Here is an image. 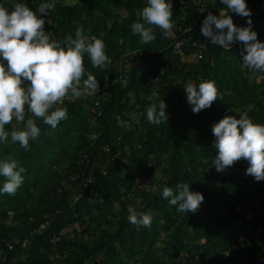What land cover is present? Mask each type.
<instances>
[{"label":"trees","instance_id":"1","mask_svg":"<svg viewBox=\"0 0 264 264\" xmlns=\"http://www.w3.org/2000/svg\"><path fill=\"white\" fill-rule=\"evenodd\" d=\"M0 2L10 7L13 0ZM40 2L27 0L34 10ZM145 3L58 0L45 17V30L57 39L81 25L103 39L111 63L93 67L85 53V78L92 73L100 92L64 103L68 117L54 129L37 118L41 135L28 150L10 137L0 144V159L12 156L26 168L15 194L0 193V264H264V180L246 173L244 158L224 171L212 163L213 122L246 111L264 123V73L242 65L239 41L229 49L209 45L194 62L183 60L195 52L192 46L183 55L173 53L176 39H201L208 12L227 10L221 0H172V33L153 26L156 38L148 44L131 31ZM246 3L264 41V0ZM230 15L235 24H247L248 18ZM190 79L215 81L218 98L211 107L192 110L184 89ZM160 97L168 119L149 123L146 108ZM97 99L101 114L90 110ZM129 112L138 116L137 124ZM14 123L6 127L19 126ZM156 172V191H141L140 203L133 202L154 213L151 227L138 229L128 221L127 207L139 175ZM183 182L204 196L196 212H179L162 196L165 185ZM241 235L250 243H239Z\"/></svg>","mask_w":264,"mask_h":264},{"label":"clouds","instance_id":"2","mask_svg":"<svg viewBox=\"0 0 264 264\" xmlns=\"http://www.w3.org/2000/svg\"><path fill=\"white\" fill-rule=\"evenodd\" d=\"M58 0H41L34 10L27 0H13L9 7L0 2V144L11 138L25 150L30 140L41 135L37 123L40 118L51 128L67 119L68 108L64 98H79L98 92L99 81L84 65V54L93 67L106 68L110 58L105 51L103 39L89 36L84 27L78 26L74 35L63 40L45 30V17L56 8ZM226 6L219 15L208 12L201 24V33L210 38L213 45L229 49L234 42H241L242 65L254 72L264 73V41L252 27L251 10L246 0H221ZM248 18L247 24L239 26L230 13ZM141 19L134 20L131 31L143 44L153 41L158 26L164 35L174 28L172 0H146L139 12ZM187 101L194 112L211 107L218 98L214 80H201L198 84L184 85ZM164 99L146 108L149 123L161 124L168 119ZM30 114V115H29ZM15 121L18 127L6 126ZM213 143L217 154L212 161L217 171L241 158L246 159V173L257 181L264 180V123L253 120L246 111L239 116L224 115L212 124ZM26 168L12 157L0 159V193L15 194L24 182ZM163 198L177 206L182 213L196 212L204 200L199 191L190 189L189 183H178L175 188L165 185ZM140 201L137 200V204ZM128 221L137 228L151 227L153 211L127 207Z\"/></svg>","mask_w":264,"mask_h":264},{"label":"built area","instance_id":"3","mask_svg":"<svg viewBox=\"0 0 264 264\" xmlns=\"http://www.w3.org/2000/svg\"><path fill=\"white\" fill-rule=\"evenodd\" d=\"M235 43H236V42H234L233 44H235ZM233 44H232V46H233ZM172 45H173V46H172L173 53H174V54H180V55H183V52H184V51H183V48H184L185 46H192V47L195 48V52L193 53L194 57H195L196 59H201V58L203 57V52L208 48L209 45H213V44H211V42H210V38H208V37H206V36H204V35L202 34V37H201V39H199V40L194 41V39L192 38V36H185V37H183V38L176 39ZM225 49H226V48H225ZM122 71H123V74H124V73H127V71H128V70H127V67H124V68L122 69ZM150 80H151V81H156V78H154V79L151 78ZM99 92H100V89H99L98 92H96L95 94H97V93H99ZM95 94H94V95H95ZM94 95H91V96H89V95H84L82 99H86V98H88V97H93ZM82 99H80V100H82ZM75 100H77V99H69L68 97H65L63 103L73 102V101H75ZM90 110H91L92 112H96L97 114H101L102 110H101V106H100V104H99V102H98V99L95 100L93 106H90ZM91 174H92L91 171H89L88 176L85 178V181L83 182V187H87L88 184L90 183ZM263 211H264V208H263ZM41 227H43V226H41ZM238 242H239V243H242V242L250 243V242H249V239L247 238L246 235H241V236L239 237V239H238ZM10 248H11V247H10Z\"/></svg>","mask_w":264,"mask_h":264},{"label":"rangeland","instance_id":"4","mask_svg":"<svg viewBox=\"0 0 264 264\" xmlns=\"http://www.w3.org/2000/svg\"><path fill=\"white\" fill-rule=\"evenodd\" d=\"M74 2H75V0H65V3H69V4L70 3H74ZM121 14L124 16V15H126V12L125 11H121ZM194 59H195L194 55H189L188 57L187 56L183 57V60L186 61V62H194L195 61ZM175 78H177V80L179 79L178 77H175ZM189 82L193 83V81L191 79L189 80ZM82 98H83V96H81L79 98H75V99L79 100V99H82ZM128 115L131 118V124H137L138 123V116L134 112H129ZM15 124L16 123H14V125ZM160 178H161V173L160 172L154 173L150 178L145 177L143 175H139L138 180H137L136 193L131 195V198L133 197L132 198L133 201L129 202V205L133 206V202L135 200H136V202H137V200H139L138 199L139 197H137L138 196L137 194L139 192H141V191L155 192L156 188H157V186L159 184V179ZM67 236H68V239H72L74 237L72 229H68Z\"/></svg>","mask_w":264,"mask_h":264}]
</instances>
